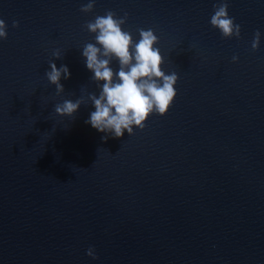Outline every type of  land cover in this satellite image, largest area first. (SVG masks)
I'll use <instances>...</instances> for the list:
<instances>
[{
    "label": "water",
    "instance_id": "95a60500",
    "mask_svg": "<svg viewBox=\"0 0 264 264\" xmlns=\"http://www.w3.org/2000/svg\"><path fill=\"white\" fill-rule=\"evenodd\" d=\"M87 2L0 0V264H264V0H229L239 39L211 26L218 0ZM107 10L134 42L154 30L179 77L167 113L120 138L85 123L84 25ZM50 62L71 73L60 95Z\"/></svg>",
    "mask_w": 264,
    "mask_h": 264
},
{
    "label": "clouds",
    "instance_id": "9594fccd",
    "mask_svg": "<svg viewBox=\"0 0 264 264\" xmlns=\"http://www.w3.org/2000/svg\"><path fill=\"white\" fill-rule=\"evenodd\" d=\"M96 0H88L81 6L80 11L90 13L95 7ZM214 14L210 24L218 29L223 38H240L241 25L235 23V18L229 16V0H218L213 4ZM128 20V13L117 17V13L107 10L104 15H97L94 20L87 21L84 28L94 34L95 42L86 43L82 48L86 68L93 73L90 78L99 89V95L88 93L87 100L91 101L94 111L85 121L101 133L111 134L113 138H120L127 131L133 134L134 126L143 130L145 121L152 114L163 116L171 107L176 96L175 85L178 82L176 72L166 74L162 70L164 59L160 54L158 37L151 28H138L139 41L134 42L130 32L124 31L122 26ZM12 27H19L18 21L12 22ZM7 25L0 19V39L7 38ZM261 32L256 30L251 48L258 50ZM60 59V53L53 54ZM118 62L119 68L114 71L112 61ZM233 62L238 60L232 57ZM50 71L45 72L50 84L55 85L56 94L64 92L60 83L61 78H70V71L66 65L59 68L54 62L49 63ZM86 103L83 97L75 101L65 99L54 106L59 116L72 117L81 105ZM107 141L108 136H102ZM87 255L93 259L98 257L95 249L89 247Z\"/></svg>",
    "mask_w": 264,
    "mask_h": 264
}]
</instances>
